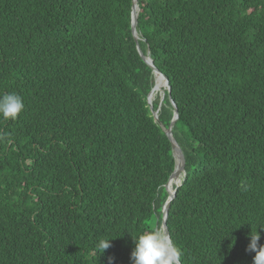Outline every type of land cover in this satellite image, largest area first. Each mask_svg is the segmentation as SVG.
<instances>
[{"label": "trees", "instance_id": "trees-1", "mask_svg": "<svg viewBox=\"0 0 264 264\" xmlns=\"http://www.w3.org/2000/svg\"><path fill=\"white\" fill-rule=\"evenodd\" d=\"M137 4L0 0V264H174V113L177 260L264 264V0Z\"/></svg>", "mask_w": 264, "mask_h": 264}, {"label": "water", "instance_id": "water-1", "mask_svg": "<svg viewBox=\"0 0 264 264\" xmlns=\"http://www.w3.org/2000/svg\"><path fill=\"white\" fill-rule=\"evenodd\" d=\"M138 10L139 9H138L137 0H132L131 30L133 32V36H134L135 40L138 39V35H137L136 30H135L136 23H137ZM137 51H138L140 57L152 68L153 75H155V73H157V74H160V76H162L163 79H165V76L154 66L152 59L149 57V51H147L146 54H143L141 49L138 46H137ZM152 89H153V87H152ZM152 89L150 90L148 95H150L152 93ZM147 102L150 105V108L152 109L151 102L149 101L148 97H147ZM153 116H154L155 121L157 122L158 121V109L153 110ZM175 119H176V116L174 113L173 120L168 127H165L161 122H159L162 130L164 131L165 135L168 137V139L170 141L171 149H172V155L174 157V168H173V171L170 173V175L167 179V182H166V189L168 191V198L165 201V204L163 205V208H162L161 230H162V243L164 244V248H165V251H166L168 257L173 261L174 264H181L177 260L175 254L173 252V248L171 246L169 233H168V229H167V225H166V219H167V213H168L170 201L174 198V196L176 194V189H177V187H179L181 185V181L179 184L174 185L172 190H171V188L167 187V185L172 179H176L178 177V175L180 174V172L184 173L183 179H184L185 174H186L185 169H184L183 151H182L181 147L179 146V144L177 143V141L175 140V138L173 137L172 131H171V128H172V125H173Z\"/></svg>", "mask_w": 264, "mask_h": 264}, {"label": "bare ground", "instance_id": "bare-ground-1", "mask_svg": "<svg viewBox=\"0 0 264 264\" xmlns=\"http://www.w3.org/2000/svg\"><path fill=\"white\" fill-rule=\"evenodd\" d=\"M160 91H162V90L160 88L158 75H157V73H155V75H154V85H153V89H152V93H151V98H155V95L157 94V92H160ZM183 176H184V173L180 172L178 177L175 179L176 184L180 183V181L182 180Z\"/></svg>", "mask_w": 264, "mask_h": 264}, {"label": "rangeland", "instance_id": "rangeland-1", "mask_svg": "<svg viewBox=\"0 0 264 264\" xmlns=\"http://www.w3.org/2000/svg\"><path fill=\"white\" fill-rule=\"evenodd\" d=\"M164 89H165V88H163V91L157 92V94L155 95V98H156V96H158V95H159L160 97H162V96H163ZM148 99H149V101L152 103V101H153L154 98H151V94H150V95H148ZM173 180H175V179H173Z\"/></svg>", "mask_w": 264, "mask_h": 264}, {"label": "clouds", "instance_id": "clouds-1", "mask_svg": "<svg viewBox=\"0 0 264 264\" xmlns=\"http://www.w3.org/2000/svg\"><path fill=\"white\" fill-rule=\"evenodd\" d=\"M163 94H164V92H163ZM182 180H183V178H182ZM182 180H181V181H182ZM161 232H162V230H161ZM161 238H162V236H161Z\"/></svg>", "mask_w": 264, "mask_h": 264}]
</instances>
